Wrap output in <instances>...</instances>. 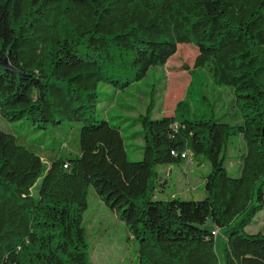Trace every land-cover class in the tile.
I'll use <instances>...</instances> for the list:
<instances>
[{
    "label": "trees",
    "instance_id": "trees-1",
    "mask_svg": "<svg viewBox=\"0 0 264 264\" xmlns=\"http://www.w3.org/2000/svg\"><path fill=\"white\" fill-rule=\"evenodd\" d=\"M182 43L197 51L190 78L204 71L235 111L197 115L190 84L171 115L152 117L150 100L130 123L140 158L129 160L96 113L98 84L139 81ZM0 57L4 120L79 123L76 150L48 158L0 129V264H89V188L136 242L137 264H220L212 231L234 221L224 264H264V233L244 230L264 210V0H0ZM187 152L209 165L203 197L157 198L156 166Z\"/></svg>",
    "mask_w": 264,
    "mask_h": 264
},
{
    "label": "rangeland",
    "instance_id": "rangeland-1",
    "mask_svg": "<svg viewBox=\"0 0 264 264\" xmlns=\"http://www.w3.org/2000/svg\"><path fill=\"white\" fill-rule=\"evenodd\" d=\"M196 53L194 45L178 44L176 52L162 67H150L141 80L122 89L98 84L96 113L99 118L118 127L124 140L127 159L140 158V141L134 134L138 131V126L130 125L133 117L143 112L150 100L154 103L152 117L171 115L175 103L184 97L189 84L187 98L194 113H202L205 117L211 114L218 117L224 113L221 119H230L225 114L235 111L228 104L232 97L230 91L223 86L213 85L208 75L201 70H197L190 78L188 71ZM78 128V122L63 121L59 124H47L40 129L25 119L6 121L0 116L1 130L11 133L16 143L40 152L47 158L74 152L77 148ZM238 144L237 149L228 152L229 156L241 150L240 142ZM227 166L229 171L234 170L238 167V161L230 159ZM156 170L166 178L164 195L157 196L155 192L157 198L178 196L200 199L203 194L202 179L209 171V165L205 160L197 165L189 159H183L179 164L157 165ZM190 192L191 196L187 195ZM82 226L88 243L89 264H137L136 242L117 217V213L105 206L92 188L87 192ZM206 226L211 227V224L207 223ZM236 226L237 221H234L219 228L214 238V249L220 264H224L225 236L230 230L236 229ZM244 230L247 233H264V210L259 211Z\"/></svg>",
    "mask_w": 264,
    "mask_h": 264
},
{
    "label": "crops",
    "instance_id": "crops-1",
    "mask_svg": "<svg viewBox=\"0 0 264 264\" xmlns=\"http://www.w3.org/2000/svg\"><path fill=\"white\" fill-rule=\"evenodd\" d=\"M183 160V159H182ZM181 162V161H180ZM195 164H196V161H193ZM167 166V165H166ZM161 179H162V181L164 182V184H163V186H161L160 188H159V190H158V192H157V194H158V196L159 195H164V192H165V189H166V184H165V180H166V178L165 177H163L162 175H161ZM202 181H203V179H202ZM200 194H202V193H200ZM183 195H185V194H183ZM187 195H190L191 196V192H190V194H187ZM203 195V194H202ZM202 195H200V198L202 197ZM197 198V197H196Z\"/></svg>",
    "mask_w": 264,
    "mask_h": 264
},
{
    "label": "water",
    "instance_id": "water-1",
    "mask_svg": "<svg viewBox=\"0 0 264 264\" xmlns=\"http://www.w3.org/2000/svg\"><path fill=\"white\" fill-rule=\"evenodd\" d=\"M0 66L3 70H11V67L7 64L6 58L0 57Z\"/></svg>",
    "mask_w": 264,
    "mask_h": 264
},
{
    "label": "built area",
    "instance_id": "built-area-1",
    "mask_svg": "<svg viewBox=\"0 0 264 264\" xmlns=\"http://www.w3.org/2000/svg\"><path fill=\"white\" fill-rule=\"evenodd\" d=\"M186 155H189V153L187 152ZM179 156H180L181 159H184V155H179ZM217 233H218V230H217V229H214V230L212 231V234H216V235H217Z\"/></svg>",
    "mask_w": 264,
    "mask_h": 264
},
{
    "label": "bare ground",
    "instance_id": "bare-ground-1",
    "mask_svg": "<svg viewBox=\"0 0 264 264\" xmlns=\"http://www.w3.org/2000/svg\"><path fill=\"white\" fill-rule=\"evenodd\" d=\"M182 155H184V158H186V157H187L186 153H183ZM215 235H216V234H215Z\"/></svg>",
    "mask_w": 264,
    "mask_h": 264
}]
</instances>
